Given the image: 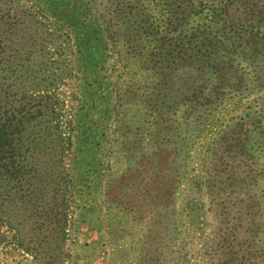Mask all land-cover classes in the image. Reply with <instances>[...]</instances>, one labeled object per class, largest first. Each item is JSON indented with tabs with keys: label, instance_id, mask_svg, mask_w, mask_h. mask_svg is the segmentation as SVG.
<instances>
[{
	"label": "rangeland",
	"instance_id": "374dc122",
	"mask_svg": "<svg viewBox=\"0 0 264 264\" xmlns=\"http://www.w3.org/2000/svg\"><path fill=\"white\" fill-rule=\"evenodd\" d=\"M155 1L0 0V58L16 79L8 101L48 105L60 135L59 151L39 166L56 174L41 203L61 208L63 220L58 248L46 228L26 245V227L16 235L0 220V264H208L206 160L224 130L264 124V88L247 86L195 119L182 116L180 100L196 78L179 74L164 90L168 114L164 100L155 116L158 70H144L141 57L119 76L115 61L125 25L115 15L147 5L153 20ZM40 117L30 122L41 126Z\"/></svg>",
	"mask_w": 264,
	"mask_h": 264
},
{
	"label": "trees",
	"instance_id": "16d2710c",
	"mask_svg": "<svg viewBox=\"0 0 264 264\" xmlns=\"http://www.w3.org/2000/svg\"><path fill=\"white\" fill-rule=\"evenodd\" d=\"M155 2L161 12L150 21L147 5L145 12L139 5V11L135 7L133 12L115 15L119 24L125 23L116 42L118 75L128 68L139 69L137 59L141 57L146 60L144 70H158V89L163 93L153 97L155 116L162 113L155 112L156 104L165 100L166 106L164 90L179 74L196 78L190 82L191 94L180 100L185 107L182 116L193 114L195 119H205L206 108L218 107L247 86L264 88V0ZM10 66L0 58V220L16 235L26 227V233H32L26 237V245H32L33 236L46 228L51 244L58 248L62 209L51 213L49 205L41 203L47 202L44 188L56 174L52 168L39 166V160L48 161L55 155L53 151H59L60 135L56 124L51 125L48 105L28 106L25 102L16 107L8 101L13 97L8 90L16 87ZM169 109L170 105L165 107L166 115ZM38 114L41 117L36 123L41 126L35 127L30 121ZM239 126L234 124L213 141L206 160L203 183L209 227L203 249L208 264H264V124L242 132L237 131ZM133 142H123V146L131 147ZM55 179L53 190L60 194L62 176ZM24 248L32 251L30 246Z\"/></svg>",
	"mask_w": 264,
	"mask_h": 264
}]
</instances>
